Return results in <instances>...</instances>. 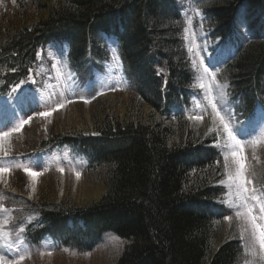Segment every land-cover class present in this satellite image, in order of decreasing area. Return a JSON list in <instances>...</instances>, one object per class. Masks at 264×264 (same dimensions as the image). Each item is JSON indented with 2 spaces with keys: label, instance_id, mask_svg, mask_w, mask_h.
I'll return each mask as SVG.
<instances>
[{
  "label": "trees",
  "instance_id": "trees-1",
  "mask_svg": "<svg viewBox=\"0 0 264 264\" xmlns=\"http://www.w3.org/2000/svg\"><path fill=\"white\" fill-rule=\"evenodd\" d=\"M194 1L202 5L212 37L224 40L241 29L251 37L221 78L240 116L253 115L254 108L264 111V0ZM3 4L10 9L0 12V93L13 94L28 79L38 48L67 44L69 64L79 70L87 56L102 57L101 35L115 36L125 72L134 82L131 93L124 94L130 112L124 120L103 114L94 118V132H37L26 125L18 135L26 151L51 144L73 148L89 160L84 177H99L104 186L103 194L86 206L33 201L38 220L29 226L32 234L66 236L86 250L103 233H113L126 243L115 264H239L235 220L212 204L222 195L218 183L224 175L211 147L215 140L205 134L207 127L170 116L173 106L182 105L193 75L180 40L179 5L174 0H1ZM32 12L39 14L10 25ZM257 16L261 20L256 24ZM107 96L90 105L100 107ZM20 194L27 201L28 190ZM67 219H81L83 230H68Z\"/></svg>",
  "mask_w": 264,
  "mask_h": 264
},
{
  "label": "rangeland",
  "instance_id": "rangeland-1",
  "mask_svg": "<svg viewBox=\"0 0 264 264\" xmlns=\"http://www.w3.org/2000/svg\"><path fill=\"white\" fill-rule=\"evenodd\" d=\"M182 6V16L185 22L183 30V44L194 71L192 88H196L200 93L201 101L211 112V118L204 124L200 120H195V125L203 127L206 134L216 138L214 147L220 153L224 163V176L219 186L224 189L221 203L232 211L234 226L239 235L242 245V256L239 264H264V202H261L262 213L254 210L253 201L248 194L247 185L244 181L245 163L242 154L245 150L240 149L241 136H248V130L244 127L237 130V125L233 120V114L229 107V96L227 86L219 80L214 56H210L214 42L210 40L209 30L206 28L201 9L190 7L191 0H176ZM200 9V10H199ZM32 11V8L29 12ZM29 12H26L28 14ZM39 14V13H38ZM37 14V15H38ZM27 15L16 22L12 19L10 25H17L24 19L37 16ZM29 16V17H28ZM46 62L41 64L42 70H47L50 66L51 77L57 82L59 87L58 95L54 92L44 91L38 97L37 104H32L33 111L28 112L26 118L18 119L17 123L11 127V121L5 117L4 105L0 100V186L2 190L8 186V191L16 192L10 187L16 178L15 188L22 186L23 190H28V199L38 202H62L76 206H86L96 201L104 192V186L99 177H84L81 169L76 165L71 167L63 166L61 161H56L55 156L45 157L44 160H35L23 169L14 165L13 150L11 143L16 144L12 133L14 128H20L24 122L30 125L32 131L52 130L55 133L63 134L75 132H94L92 123L94 118L102 117L103 114L110 115L112 120L126 119L130 112L126 110L128 95L112 94L103 99L106 106L95 107L90 104L76 103L78 98L64 97V87L69 88V81L61 74L57 61L52 56V52L45 55ZM100 86V85H99ZM98 86V90H105ZM108 91L111 88H107ZM85 93L86 101L93 98L98 92ZM81 98V97H80ZM108 105V106H107ZM61 109L62 112L54 116V110ZM108 113V114H107ZM41 114L49 116L42 120ZM143 115L145 116L146 114ZM103 116V117H104ZM140 118V117H139ZM248 155L258 167L263 157L260 146L251 147ZM56 162L58 172L56 175L49 173L48 168ZM13 221L12 209L2 206L0 203V264H115L125 246L124 242L106 235L104 242L92 252L82 255L76 252L61 253L55 251L30 252L25 247L18 236H13L9 224ZM227 232L230 227H225Z\"/></svg>",
  "mask_w": 264,
  "mask_h": 264
},
{
  "label": "bare ground",
  "instance_id": "bare-ground-1",
  "mask_svg": "<svg viewBox=\"0 0 264 264\" xmlns=\"http://www.w3.org/2000/svg\"><path fill=\"white\" fill-rule=\"evenodd\" d=\"M256 18H257V19H256V21H255V22H256V24H257V23H258V21L260 22V20H261V19H260V16H259V17L257 16ZM258 28H259V27H258ZM124 244L126 245V243H124Z\"/></svg>",
  "mask_w": 264,
  "mask_h": 264
}]
</instances>
